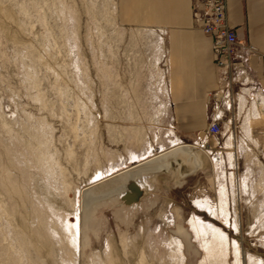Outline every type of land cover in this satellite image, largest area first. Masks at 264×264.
Listing matches in <instances>:
<instances>
[{"label": "rangeland", "instance_id": "374dc122", "mask_svg": "<svg viewBox=\"0 0 264 264\" xmlns=\"http://www.w3.org/2000/svg\"><path fill=\"white\" fill-rule=\"evenodd\" d=\"M137 8L0 0V264H264V134L237 166L187 142L95 186L175 142L169 39Z\"/></svg>", "mask_w": 264, "mask_h": 264}, {"label": "crops", "instance_id": "0c3cea01", "mask_svg": "<svg viewBox=\"0 0 264 264\" xmlns=\"http://www.w3.org/2000/svg\"><path fill=\"white\" fill-rule=\"evenodd\" d=\"M122 2L129 20L137 17V7L146 5L169 39L175 82L173 147L190 142L219 165L232 158L237 166V134H264V0H226L239 56L224 75L226 70L213 61L210 37L193 26L192 0ZM214 121L221 125L218 136L207 130Z\"/></svg>", "mask_w": 264, "mask_h": 264}, {"label": "built area", "instance_id": "2783aa9c", "mask_svg": "<svg viewBox=\"0 0 264 264\" xmlns=\"http://www.w3.org/2000/svg\"><path fill=\"white\" fill-rule=\"evenodd\" d=\"M193 26L208 35L214 63L227 70L235 65L239 56V40L226 14V0H192ZM208 133L213 136L221 134L220 122L208 125Z\"/></svg>", "mask_w": 264, "mask_h": 264}, {"label": "bare ground", "instance_id": "6f19581e", "mask_svg": "<svg viewBox=\"0 0 264 264\" xmlns=\"http://www.w3.org/2000/svg\"><path fill=\"white\" fill-rule=\"evenodd\" d=\"M189 145H186V144H179L178 146H174L173 148L169 149V150H166V151H163L161 154H156V155H153L143 161H139L137 162V164L135 163V165H133L132 167H129V168H126V169H123V170H120V171H117L109 176H106L102 179H99L96 183H95V186L98 187V188H104V187H107V186H111V185H116L117 183H120L121 181L125 180V179H128L130 180V178L132 179L133 177H135V171L134 172H131V170H134V168L136 167H139V166H142L140 167V171L138 173H144V172H148L156 167H159V165L161 164V166H165L166 165V162L165 161H162L161 163H158V165H156L154 162H152L154 159L160 157V155L164 154L166 155L167 152H171L173 150H185L187 149ZM205 150V149H204ZM207 153V151H205ZM196 158H197V162L199 161L198 158H199V153H193ZM165 158V157H164ZM200 159V158H199ZM202 160V159H201ZM146 164V165H145ZM202 167V166H201ZM133 168V169H132ZM171 170V169H170ZM166 174V173H165ZM168 174V173H167ZM146 177V176H145ZM140 182V181H139ZM94 183V182H93ZM114 196V195H112ZM118 197V196H117ZM116 198V197H115ZM114 198V199H115ZM101 201V200H100ZM109 201V200H108ZM103 202V201H102ZM116 203V202H115ZM97 205V204H96ZM108 205V204H107ZM94 206V205H93ZM149 206V205H148ZM103 207V206H102ZM94 211V210H93ZM123 212V211H122ZM122 212L120 211V213L122 214ZM122 217H123V214H122ZM120 216V218H122ZM95 218V217H94ZM83 219V218H82ZM122 220V219H121ZM94 221V220H93ZM124 222V220H122ZM96 222V221H95ZM88 228V226H87ZM180 232H182V229H180ZM184 236H187V235H184ZM87 237V236H86ZM85 237V238H86ZM87 241V240H86ZM115 257V256H114Z\"/></svg>", "mask_w": 264, "mask_h": 264}]
</instances>
